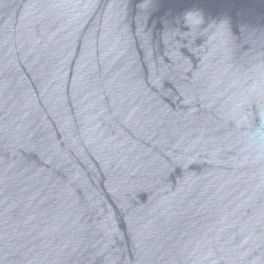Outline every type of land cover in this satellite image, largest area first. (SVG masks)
<instances>
[{
  "label": "water",
  "instance_id": "obj_1",
  "mask_svg": "<svg viewBox=\"0 0 264 264\" xmlns=\"http://www.w3.org/2000/svg\"><path fill=\"white\" fill-rule=\"evenodd\" d=\"M0 264H264V0H0Z\"/></svg>",
  "mask_w": 264,
  "mask_h": 264
}]
</instances>
